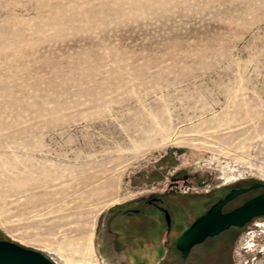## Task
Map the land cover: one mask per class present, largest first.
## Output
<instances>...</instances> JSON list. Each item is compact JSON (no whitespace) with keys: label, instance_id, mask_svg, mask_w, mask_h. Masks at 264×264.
Returning a JSON list of instances; mask_svg holds the SVG:
<instances>
[{"label":"rangeland","instance_id":"obj_1","mask_svg":"<svg viewBox=\"0 0 264 264\" xmlns=\"http://www.w3.org/2000/svg\"><path fill=\"white\" fill-rule=\"evenodd\" d=\"M254 183L232 207L264 192V0H0V240L89 264L96 225L101 264L105 216L159 197L150 264H211L225 234L173 241Z\"/></svg>","mask_w":264,"mask_h":264},{"label":"flooded vegetation","instance_id":"obj_2","mask_svg":"<svg viewBox=\"0 0 264 264\" xmlns=\"http://www.w3.org/2000/svg\"><path fill=\"white\" fill-rule=\"evenodd\" d=\"M233 189H240V187L235 186L230 190ZM181 196L190 199L194 195L192 193H187ZM232 203L224 209V212H230L244 204L242 203L232 207V205H234ZM162 204V198L151 197L149 200H145L139 204L119 207L109 212L103 220L101 234L98 240L100 263L150 264L153 258L150 253H148L150 251L147 250L150 249L151 245H157V243L162 241L161 238L163 235V242L164 245H166L164 249L166 251L163 253L162 259L166 260L170 253L169 250H167V245H169V243L171 244L170 237L173 235L172 233H174V225L172 224L170 226L167 223L166 217L169 211L164 208ZM155 217L156 219L158 217L162 218L160 225L157 223L158 221L154 219ZM262 218H264V216L251 220L243 227H231L229 230L222 233L225 234L226 242L225 244L222 243L224 245H222L224 251H221L222 253L219 252V256H224V260L220 257L217 258V261L212 260L211 264H237L235 260L236 257H240L243 264H264V219ZM192 224L193 222L190 226ZM176 227H181V222L179 226L177 223L175 225V228ZM188 228L183 230L180 236ZM179 237L173 241L174 248L176 249L174 253L177 257L183 258L182 253L176 247ZM210 239L213 238H208L203 244ZM203 244L195 246L191 250L190 255L193 250ZM158 254L160 253H156L157 256ZM156 255L154 257H156Z\"/></svg>","mask_w":264,"mask_h":264},{"label":"water","instance_id":"obj_3","mask_svg":"<svg viewBox=\"0 0 264 264\" xmlns=\"http://www.w3.org/2000/svg\"><path fill=\"white\" fill-rule=\"evenodd\" d=\"M262 187L254 183L248 188L231 190L211 209L199 217L178 239L176 247L186 259L191 250L208 238L220 236L231 227H243L251 220L264 216V192L246 201L238 208L224 209L238 197ZM0 264H55L41 252L23 247L8 240H0Z\"/></svg>","mask_w":264,"mask_h":264},{"label":"bare ground","instance_id":"obj_4","mask_svg":"<svg viewBox=\"0 0 264 264\" xmlns=\"http://www.w3.org/2000/svg\"><path fill=\"white\" fill-rule=\"evenodd\" d=\"M95 229H96V225H94L92 231H90L89 237L86 238L85 241H83L84 245L87 246L86 248H88L89 264H98L97 259H96V255H95V251H94V246H93V238H94V234H95ZM79 247L76 246L75 248H77V250H78ZM86 251H87V249H86ZM76 252L78 253V251H76Z\"/></svg>","mask_w":264,"mask_h":264},{"label":"built area","instance_id":"obj_5","mask_svg":"<svg viewBox=\"0 0 264 264\" xmlns=\"http://www.w3.org/2000/svg\"><path fill=\"white\" fill-rule=\"evenodd\" d=\"M190 190H193V188H191L190 186H188V187H187V191L184 190L183 192H184V193H187V192L190 191ZM181 192H182V191H181Z\"/></svg>","mask_w":264,"mask_h":264}]
</instances>
